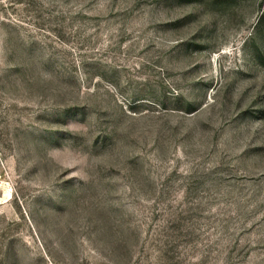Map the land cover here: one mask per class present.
Wrapping results in <instances>:
<instances>
[{
    "label": "rangeland",
    "instance_id": "rangeland-1",
    "mask_svg": "<svg viewBox=\"0 0 264 264\" xmlns=\"http://www.w3.org/2000/svg\"><path fill=\"white\" fill-rule=\"evenodd\" d=\"M0 264H264V0H0Z\"/></svg>",
    "mask_w": 264,
    "mask_h": 264
}]
</instances>
